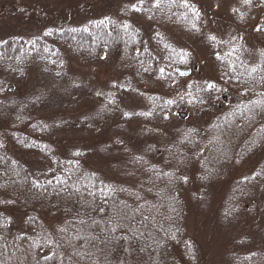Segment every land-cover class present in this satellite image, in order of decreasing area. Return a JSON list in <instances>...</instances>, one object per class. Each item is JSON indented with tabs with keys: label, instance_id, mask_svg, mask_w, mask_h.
Returning a JSON list of instances; mask_svg holds the SVG:
<instances>
[{
	"label": "rangeland",
	"instance_id": "rangeland-1",
	"mask_svg": "<svg viewBox=\"0 0 264 264\" xmlns=\"http://www.w3.org/2000/svg\"><path fill=\"white\" fill-rule=\"evenodd\" d=\"M189 1L202 10L204 25L200 34L187 33L164 23L166 18L163 16L151 22L141 18L136 10L143 7L140 0H0V42L16 40L25 46L30 39L41 37L49 30L83 28L106 17L115 18L121 24L134 25L140 30L151 54L155 55L153 44L156 38H160L164 45L169 43L180 54L191 56L193 64L183 68L182 72H192L182 75L185 78L178 81L182 89L187 90L195 82L214 83L218 87L216 97L229 94L233 96V103L235 99L238 102L236 96L243 93L242 89L227 88L229 92L226 93V86L217 83L220 78L215 74L218 62L238 47L243 56L240 64L243 62L244 69L258 72L264 81V31L256 30L264 17V10L258 2L246 4L243 0ZM156 3L157 0H143L146 8ZM213 36L215 39H211ZM52 44L61 53L62 72L46 74L42 65L37 63H32L22 75L12 76L0 70V91L9 95L8 100L28 102L25 111L30 112L29 116L42 118L45 124L54 126L49 146L58 158L68 159L72 154L104 184L128 186L134 182L140 185L147 179L142 173L138 174L140 176L129 174L130 158L145 156L146 151L154 150L158 155L154 156L153 164L161 166V170L173 179L170 183L174 199L180 206L181 228L186 238L196 241L203 264H227L233 253L249 251L252 245L264 247L261 238L264 219L260 223L258 220L254 227V221L247 214L251 207L248 196L242 205V212L246 215L244 221L229 224L221 217L226 211L224 202L229 198L226 193L228 182L234 184L252 178L264 163V151L259 152L260 144L264 147V142L260 143L257 130L252 131L257 127L258 120L253 117L259 118L260 104L254 102L249 109L251 130H212L218 128L222 122L220 116L226 111L219 98L218 102L210 101L208 108L199 110L193 102L190 108L186 104L183 108L163 86L142 83L143 79H139L119 55L113 58L104 56L91 63L75 57L58 43L49 45ZM130 87L145 94L139 92L137 97L123 93L124 88L130 90ZM213 91L210 93L215 94ZM96 92L102 95L98 97ZM145 95L154 98L145 100L142 98ZM258 98L254 96V99ZM162 101L165 102L163 111L158 109ZM174 111L185 114V121L175 116L171 119ZM125 112L129 116H124ZM162 112L171 118L164 120ZM150 116L152 118H147ZM72 124L77 128H72ZM196 128L199 130H194ZM193 139L200 142L198 146L203 149L198 156L199 165L196 160H191L192 154L186 147L192 145ZM211 140L212 143L206 145ZM181 141L187 143L185 147ZM174 143L179 149L175 156L167 159L162 150ZM242 145L257 150L258 159L251 161L247 155L241 158L243 153L236 148ZM191 147L192 150L201 149ZM182 150L187 158L181 157V161L188 166V172L179 170V165L183 164L179 158ZM212 155L218 156L217 161ZM29 160L36 168L37 159ZM182 175L189 177L188 183L179 179ZM202 176L207 179L202 180ZM153 190L160 194L168 191L163 187ZM263 192L260 186L255 190L251 197L255 199L251 200L254 207H259Z\"/></svg>",
	"mask_w": 264,
	"mask_h": 264
},
{
	"label": "trees",
	"instance_id": "trees-1",
	"mask_svg": "<svg viewBox=\"0 0 264 264\" xmlns=\"http://www.w3.org/2000/svg\"><path fill=\"white\" fill-rule=\"evenodd\" d=\"M253 2H258L264 10L260 0ZM155 5L146 8L141 4L138 16L150 22L163 16L164 23L187 33L202 32V10L191 1L163 0L159 7ZM125 25L106 17L83 28L49 30L41 37L30 39L25 46L22 41L5 40L0 42V70L12 76L22 75L32 63H37L46 74L62 72L61 53L54 44L49 45L58 43L75 57L91 63L104 56L119 55L122 62L143 79L142 83L161 85L165 92L178 98L181 92L178 76L164 75L160 70L164 65L171 72L174 68H189L193 64L191 56L180 54L169 43L164 45L160 38L152 43L156 52L151 54L140 30L134 25ZM258 27L264 31V17ZM235 53L236 50L228 52L225 58ZM225 58L218 62L222 81L250 80L248 86L240 84V89L247 90L244 93L253 97L262 93L258 72L244 69L243 62L227 63ZM145 72L153 75V81L143 74ZM130 88H124L123 93L137 97L145 94L138 88ZM227 88L232 87L226 86V93ZM216 89L217 85L212 89L215 94ZM0 92V264H203L196 241L186 238L181 228L180 206L170 183L173 179L161 166L153 164L157 152L149 149L145 156L130 158L129 174L140 176L138 174L142 173L147 177L140 185L136 182L128 186L104 184L94 172L86 170L81 159L76 160L72 154L68 159L56 156L49 146L54 126L45 124L42 118L29 116L30 112L25 111L28 102L8 100L9 95ZM194 93L196 88L189 85L187 94ZM72 128L76 129V124H72ZM258 138L259 141L264 139L261 135ZM195 139L192 145L186 146L184 141L181 144L188 147L191 160L199 165L198 156L203 149ZM191 146L201 149L192 150ZM164 148L162 152L167 159L175 156L179 149L175 143L167 145L168 150ZM248 151L241 158L247 155L251 161H256L264 148L261 147L258 154L248 145ZM181 153L180 161L181 157L187 158L183 150ZM212 156L217 161L218 156ZM30 158L37 159L36 168L28 161ZM184 163L179 165V170L188 172ZM259 167L248 180L228 182L229 198L224 202L226 211L221 214L227 223L240 224L246 217L242 212L246 196L251 202L247 214L254 221V227L258 220L260 223L264 219V192L261 202L258 201L259 207H254L251 201L255 200L251 197L258 186L264 190V163ZM157 187L169 192H153ZM9 200L13 202L7 203ZM261 238L264 241V230ZM189 245L194 251V260L190 258ZM227 264H264V247L252 245L249 251L233 253Z\"/></svg>",
	"mask_w": 264,
	"mask_h": 264
},
{
	"label": "flooded vegetation",
	"instance_id": "flooded-vegetation-1",
	"mask_svg": "<svg viewBox=\"0 0 264 264\" xmlns=\"http://www.w3.org/2000/svg\"><path fill=\"white\" fill-rule=\"evenodd\" d=\"M234 50H236V53L238 52L237 51L238 49L234 48ZM236 53H235V55H232V56L225 58V60L228 59L227 63L242 61L241 60V57H243L242 54L240 52H239V54H236ZM216 57H217V55H216ZM195 69L196 68H194V71H195ZM174 71H175V69L172 71V73H175ZM163 72H164V75L170 74V73H168V70L165 71V69ZM175 76H178V75H175ZM182 78H185V77H182V75L178 76V81L179 80L181 81ZM243 83H246L245 85L248 86L251 83V81L250 80L241 81L240 79H233V82L230 81L229 85H227V86L232 87V88H240V84H243ZM258 83H259V89L261 87L260 91L262 92L258 95L259 96L258 100L254 99V97L252 95L244 93V91H247V90H244V91L242 90L243 93L238 94L236 96L238 102H236V99H235L234 103L232 102L233 96H230L229 94L216 97L217 94H211L212 92L210 93V91H206V94L202 95L200 87L202 85L205 86L206 85L205 83H200V82H195V84L193 83L192 85H194V89L196 88V93H194L192 95L187 94V90H185L184 87L182 89V86L179 84V87L181 89L180 97L183 96V99H181L183 104H181L180 107L184 108L185 104H186V106L188 108H190L191 106H190V104H187V100L193 99L194 100L193 106L200 110L202 108H208V104L210 101L218 102V98H219L220 101L224 104L226 111L224 110V113H223L224 115L220 116L222 118L219 117L222 122L220 123L218 128H214L212 130H245L246 131V130L252 129L250 127L251 126L250 122H251L252 117H251V113L249 112V109L251 108V104H253L255 102L257 104H260V107H259L260 110L258 112L259 118L256 116L253 117L254 119L258 120L257 127L253 130H262V131L257 132V133H258V136L261 135L262 137H264V81H263V79L258 80ZM243 86H244V84H243ZM197 92H200V93H197ZM142 98H144L145 100H151L152 101V99L154 97L150 96V95H145ZM205 100L207 102H205ZM163 101L161 102L160 106H158V109H160L161 111H163L165 108L164 107L165 102H163ZM171 107L175 108V106H171ZM219 110H221V109H219ZM203 113H204V111H203ZM211 113L213 114L212 111H211ZM161 116L163 117L164 120H168L169 118H171L169 116V114L165 113V112H162ZM171 116H172L171 119H173V117L175 116L181 121H185V119L187 117L185 114L180 113V112L176 113L175 111L172 113ZM210 116H212V115L210 114ZM165 117H167V119H165ZM144 118H146V117L144 116ZM147 118H152V117L150 116ZM183 130H188V129H183ZM194 130H199V129L196 128ZM263 142H264V139L260 140V143H263ZM262 145L263 144H260V147L264 148ZM233 147L234 146H232V148ZM236 149L237 150L240 149L242 151V153H244V154L245 153L247 154L249 152L248 149H246V146H244V145L238 146ZM251 149L254 150L253 148H251Z\"/></svg>",
	"mask_w": 264,
	"mask_h": 264
},
{
	"label": "snow or ice",
	"instance_id": "snow-or-ice-1",
	"mask_svg": "<svg viewBox=\"0 0 264 264\" xmlns=\"http://www.w3.org/2000/svg\"><path fill=\"white\" fill-rule=\"evenodd\" d=\"M140 2H141V4H143V0H140ZM244 2H245L246 4H250V3H252V0H244ZM260 2H261V3H264V0H260ZM155 6H156V7H159V2H158V0H157V4H156ZM217 7H219V5H217ZM136 10H137V11H140V9H136ZM233 11H236V9H233ZM125 27H127V25H125ZM256 30H257V31H260L261 29L258 27ZM211 39H215V36L211 37ZM160 71L163 72L164 70L161 69ZM181 75H184V73H181ZM113 86L116 87L117 85L114 84ZM77 87H79V85H77ZM215 87H216V85H215L214 83H209V84H207L206 89H207V90H212V89H214ZM95 95L99 97V96L102 95V93H101V92H96ZM169 103H172V101H169ZM123 115L127 117V116H129V113L125 112V113H123ZM141 115H150V113H141ZM165 119H167V117H165ZM190 131H191V130H190ZM185 139H187V137H185ZM120 143H123V141H120ZM150 147H151V146H150ZM181 163H183V161H181ZM179 179H180L183 183H185V184L189 182V177H188L187 175H182V176L179 177ZM201 179H202V180H206L207 177H206V176H202ZM12 202H13V201H11V200L7 201V203H12ZM97 211H101V209H97ZM80 222H81V223H84V221H80ZM60 231H64V230L61 229ZM189 251H190V253H191L190 258L193 259V260L196 259L195 254H194V251H193L191 245H189ZM45 258L47 259L48 257L45 256Z\"/></svg>",
	"mask_w": 264,
	"mask_h": 264
},
{
	"label": "bare ground",
	"instance_id": "bare-ground-1",
	"mask_svg": "<svg viewBox=\"0 0 264 264\" xmlns=\"http://www.w3.org/2000/svg\"><path fill=\"white\" fill-rule=\"evenodd\" d=\"M162 69L164 70L165 69V71H167L168 70V73H170L169 75L170 76H172V77H174V75H178V76H181V73H185V72H182V68H174L175 69V73H172L171 72V70L169 69V67L168 66H162ZM173 69V70H174ZM217 70H218V72L217 73H215V74H217L220 78H219V80H217V83L218 84H223V85H225V86H227V85H229V83H230V80H228V81H222V73H220V71H219V67L217 68ZM190 72H192L191 70H189ZM190 72H188V71H186V73H190ZM195 72V71H194ZM146 77H148L149 78V80L150 81H153V80H151L152 79V77L151 76H153L152 74H150V73H148V72H145V73H143ZM161 74H164V72H161ZM166 75V74H165ZM185 75V74H184ZM214 82H215V80H214ZM180 84V83H179ZM206 86H207V83H206V85L205 86H201L200 87V90H201V92H202V94H206V91H208L207 89H206ZM179 97L178 98H176V99H178L177 101H178V103L179 104H183V102L181 101V99H183V96H181L180 97V94L178 95ZM194 100L193 99H191V100H189V102L190 103H192Z\"/></svg>",
	"mask_w": 264,
	"mask_h": 264
},
{
	"label": "water",
	"instance_id": "water-1",
	"mask_svg": "<svg viewBox=\"0 0 264 264\" xmlns=\"http://www.w3.org/2000/svg\"><path fill=\"white\" fill-rule=\"evenodd\" d=\"M184 74H185V73H184ZM186 74H187V73H186ZM186 74H185V75H186Z\"/></svg>",
	"mask_w": 264,
	"mask_h": 264
}]
</instances>
